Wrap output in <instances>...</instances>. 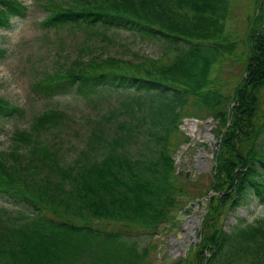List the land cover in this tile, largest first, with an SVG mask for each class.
<instances>
[{"label": "trees", "instance_id": "obj_1", "mask_svg": "<svg viewBox=\"0 0 264 264\" xmlns=\"http://www.w3.org/2000/svg\"><path fill=\"white\" fill-rule=\"evenodd\" d=\"M252 2L239 56L244 75L231 97L211 76L219 58L236 47L226 32L230 0L45 5L48 14L39 22L44 29H121L161 40L166 51L137 62L113 55L56 61L32 82L42 97L72 95L104 110L95 112L98 118L70 163L59 145L73 119L62 109L42 111L29 128L12 131L7 148L0 147V196L12 204L0 208V264H153L155 231L175 219L188 199L189 180L175 172L171 137L184 117H196L186 112L190 98L217 121L212 132L218 146L204 195L214 194L207 198L197 243L176 264H264V216L229 229L222 225L228 211L251 199L264 205V0ZM25 13L20 0H0V27ZM5 55L0 46V60ZM20 113L0 98V121Z\"/></svg>", "mask_w": 264, "mask_h": 264}, {"label": "rangeland", "instance_id": "obj_2", "mask_svg": "<svg viewBox=\"0 0 264 264\" xmlns=\"http://www.w3.org/2000/svg\"><path fill=\"white\" fill-rule=\"evenodd\" d=\"M20 1L26 7L25 15L12 17L11 25L7 28L0 27V46L6 49L5 57L0 60V98L21 109L19 115L5 117L0 121L2 127L0 147L7 148L11 144L12 131L15 128H29L34 117L42 111L62 109L73 119L64 128L65 130L68 129L67 135L61 137L59 145L63 161L70 163L78 157L79 146H84L85 136L98 118L95 112L103 111V106H91V104L72 95L59 98L42 97L32 90V82L46 71L54 68L56 61L61 63L62 61L68 62L73 58H86L91 55H103V57L113 55L137 62L147 57L155 59L161 56L166 51V46L161 40L147 39L135 32L121 29L99 30L95 33L69 28L58 31L47 30L39 25V22L48 14L45 5L49 1L59 0ZM252 3V0H230V15L226 32L230 40H235L236 47L230 55L225 56L226 58L220 57L211 72V76L215 79L214 86L224 96H232L236 85L244 75L245 62L239 56L244 50L247 18L252 12ZM191 101L192 98L186 106V112L196 117L184 118L179 125V132H174L171 137L175 169L179 175L189 180L186 184L188 199L184 201L185 206L181 214H191L190 209L186 211L188 203L206 197L204 194L212 179L211 156H214L217 150L215 147L213 152L208 145L209 141H217L214 136L209 141L206 138V140L197 141L194 145L190 144L192 136L188 132L186 124L190 118L196 119L198 122L212 121L209 128L211 132L217 126V121L212 119L204 107ZM229 106L230 104L226 106V110ZM185 136L188 137V140L185 139ZM198 147L212 151V154H208L207 157L208 167L203 165L201 171L194 165L198 162L195 158ZM186 171H189L188 176H185ZM206 202L207 199H205V204H200L194 213L200 219L194 224L195 236H191L193 241L190 243L189 249L197 243L198 229L206 209ZM2 207L11 209L12 204L0 196V208ZM263 216L264 205L255 199H251L247 205L228 211L223 217L222 225L225 229H229L237 223H252L256 218ZM180 229L179 221L170 219L159 227L158 232L169 233L175 237ZM184 229L185 233L182 236L189 233L187 226ZM182 236L178 240H181ZM167 237L160 239L158 234L153 235L152 239L155 244L151 250V256L154 259L153 264H168L170 262L173 249H169ZM189 249L185 256L180 255L179 259L185 258Z\"/></svg>", "mask_w": 264, "mask_h": 264}, {"label": "water", "instance_id": "obj_3", "mask_svg": "<svg viewBox=\"0 0 264 264\" xmlns=\"http://www.w3.org/2000/svg\"><path fill=\"white\" fill-rule=\"evenodd\" d=\"M207 138H213V133L209 131L207 133ZM216 145L217 144L215 141L209 142V146L212 148L213 152L215 150ZM211 154H212V151H211ZM211 163L214 164V156L213 155L211 157ZM203 165H206L205 159L199 161L198 163H195V166L198 167L199 171H201ZM186 176H188V173H186ZM211 194H213L212 191L209 192L208 196H210ZM204 203H205V198L197 199L195 202L189 203V208H193V207H196V206H198L200 204H204ZM199 219H200L199 216L196 214H193L190 216L178 215L177 220L181 222V225H180L181 229L176 233L175 237L173 235L171 237V247H172L173 251H172V255H171V261L169 264H175L176 261L179 259L180 255L185 256L186 251L188 249V244L192 241L190 239V237L191 236L194 237V232H195L194 224ZM184 226L189 227V233L187 235L182 236V234L185 233V229L183 228ZM180 236H182V239L178 240Z\"/></svg>", "mask_w": 264, "mask_h": 264}, {"label": "bare ground", "instance_id": "obj_4", "mask_svg": "<svg viewBox=\"0 0 264 264\" xmlns=\"http://www.w3.org/2000/svg\"><path fill=\"white\" fill-rule=\"evenodd\" d=\"M210 122H212V121H210ZM210 122L207 120V121L199 123L198 121H196V120L194 121L191 119L187 121V123H186L187 127H188L187 129H188V132L190 133V135L192 136V145H194L197 141L200 142V141H203L204 139L206 140V135H207L208 129L211 127ZM201 127H202V129H201ZM207 140L209 141L210 139L207 138ZM210 153H211L210 151H207L204 148L198 147V150L195 152L196 161L201 160V159L208 160L207 157H208V154L210 155Z\"/></svg>", "mask_w": 264, "mask_h": 264}]
</instances>
